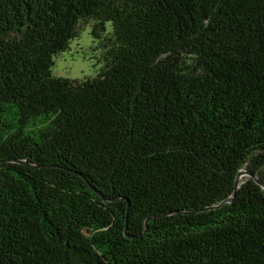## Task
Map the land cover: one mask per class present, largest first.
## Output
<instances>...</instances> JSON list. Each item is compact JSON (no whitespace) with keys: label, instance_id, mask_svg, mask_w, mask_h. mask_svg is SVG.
Masks as SVG:
<instances>
[{"label":"trees","instance_id":"trees-1","mask_svg":"<svg viewBox=\"0 0 264 264\" xmlns=\"http://www.w3.org/2000/svg\"><path fill=\"white\" fill-rule=\"evenodd\" d=\"M86 25L101 71L51 74ZM242 168L264 0H0V264H264L253 178L203 209Z\"/></svg>","mask_w":264,"mask_h":264},{"label":"rangeland","instance_id":"rangeland-1","mask_svg":"<svg viewBox=\"0 0 264 264\" xmlns=\"http://www.w3.org/2000/svg\"><path fill=\"white\" fill-rule=\"evenodd\" d=\"M106 26L109 29L110 23L107 22ZM89 28L87 25L82 27L68 47L54 57L51 74L76 79L93 77L101 71L102 49L98 46V40L89 33Z\"/></svg>","mask_w":264,"mask_h":264},{"label":"water","instance_id":"water-1","mask_svg":"<svg viewBox=\"0 0 264 264\" xmlns=\"http://www.w3.org/2000/svg\"><path fill=\"white\" fill-rule=\"evenodd\" d=\"M241 175L253 178V180L264 189V182L261 181V179L258 177L257 174L242 168V169L238 170V172L236 174V178L234 179V191H233V193L229 197L227 196L225 199H223L219 204H217L215 206L212 205V206H209V207H205L203 209H208V208H211V207H213V208L214 207H218V206H220L221 204H223L225 202H227V203L230 202L232 200V198H233V194L235 193V191H236V189L238 187L239 179H240ZM149 219H150V217H148L144 221V224H145V230L144 231H146V228H147V224L146 223H147V220H149ZM125 235L128 236L127 234H125Z\"/></svg>","mask_w":264,"mask_h":264},{"label":"bare ground","instance_id":"bare-ground-1","mask_svg":"<svg viewBox=\"0 0 264 264\" xmlns=\"http://www.w3.org/2000/svg\"><path fill=\"white\" fill-rule=\"evenodd\" d=\"M242 175L240 176V179H241Z\"/></svg>","mask_w":264,"mask_h":264}]
</instances>
